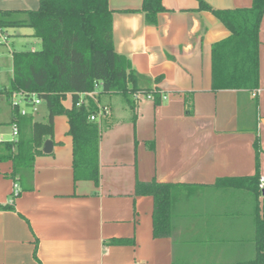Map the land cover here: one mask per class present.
<instances>
[{"label":"crops","instance_id":"crops-1","mask_svg":"<svg viewBox=\"0 0 264 264\" xmlns=\"http://www.w3.org/2000/svg\"><path fill=\"white\" fill-rule=\"evenodd\" d=\"M39 1L0 0V11H34ZM200 1L215 10L253 3L162 0L165 11L151 26L139 11L143 0H109L116 51L132 63L140 92L98 100L108 111L98 116V183L76 178L65 117L54 121L53 152L34 161L31 188L11 176V162H0V205L12 204L15 185L20 190L12 209L0 210V264H237L254 258L264 195L217 184L257 171L264 180V17L259 88L214 90L212 47L230 32L200 10ZM13 51L0 50V79L8 84ZM12 110L0 94V125L11 128ZM5 135L0 130V141ZM138 183L175 186L169 237L154 236V198L137 195Z\"/></svg>","mask_w":264,"mask_h":264},{"label":"trees","instance_id":"trees-1","mask_svg":"<svg viewBox=\"0 0 264 264\" xmlns=\"http://www.w3.org/2000/svg\"><path fill=\"white\" fill-rule=\"evenodd\" d=\"M200 10L211 12L230 32V36L212 47V83L214 90L253 91L260 85V28L264 0H253L249 9L215 10L200 1ZM145 22L157 26L165 11L162 0H143L139 10ZM0 28H30L32 37L41 41L39 50H15L11 55L9 87L1 95L10 103L11 94H35L46 105L48 116H20L16 141H0V162H11V176L25 189L31 188L30 173L36 157L54 136V121L64 116L72 138L73 167L76 178L99 182L98 152L100 123L91 121L100 108L88 99L77 106L79 95L91 92L99 84L98 100L104 95L126 99L140 92L138 77L130 60L118 54L113 35V11L109 0H40L34 11H0ZM143 93L151 95V91ZM71 95V106L64 102ZM20 182V183H19ZM220 187L250 189L261 195L260 174L250 178L218 181ZM175 186L138 183L137 195L154 198L153 230L156 238L170 236V209ZM20 194V193H19ZM18 194V195H19ZM11 205L0 210L12 209ZM256 254L237 264H264V219H256ZM124 243L123 241H113Z\"/></svg>","mask_w":264,"mask_h":264},{"label":"built area","instance_id":"built-area-1","mask_svg":"<svg viewBox=\"0 0 264 264\" xmlns=\"http://www.w3.org/2000/svg\"><path fill=\"white\" fill-rule=\"evenodd\" d=\"M11 42L10 35L7 30L0 28V48L9 47ZM98 89L99 84H96L95 89L91 92L83 93L79 95V102L77 106L83 105L88 99L95 101L98 104ZM3 92V89L0 88V94ZM166 98V97H165ZM42 101L35 95L27 92H15L11 94L10 105L12 109H16L19 111L20 116H35L39 113L40 105ZM100 108V107H99ZM108 111L106 108H100V113L98 116H107ZM98 116H92L90 118L91 121H98ZM99 122V121H98ZM12 128V141H16L19 135V128L17 123L11 124ZM260 189L264 190V180L260 181ZM20 192L18 185H15L14 195H18Z\"/></svg>","mask_w":264,"mask_h":264},{"label":"rangeland","instance_id":"rangeland-1","mask_svg":"<svg viewBox=\"0 0 264 264\" xmlns=\"http://www.w3.org/2000/svg\"><path fill=\"white\" fill-rule=\"evenodd\" d=\"M8 34L10 35V39L12 45V48H15V50H39L41 49V41L33 38L32 36H26V37H19L18 34L20 33H26V34H31L32 33V29L30 28H10L7 30ZM21 38V39H20ZM3 50V48H0V50ZM8 58V57H6ZM0 85L2 86H6L9 87V84L7 83V81L0 79ZM122 100V102H125L124 98H119ZM64 105L66 107H70L71 106V98L70 96L67 97L66 101L64 102ZM6 108L4 109V113L8 112V106H5ZM3 113V114H4ZM48 116V110L45 104H42L39 108V113L35 115V119L36 120H41L44 121ZM58 117H64V116H58ZM56 117V118H58ZM55 118V119H56ZM0 130L4 131L6 133L5 135V141H8L10 139H12V135H11V128L9 127V125L7 124V122L2 123V125H0Z\"/></svg>","mask_w":264,"mask_h":264},{"label":"water","instance_id":"water-1","mask_svg":"<svg viewBox=\"0 0 264 264\" xmlns=\"http://www.w3.org/2000/svg\"><path fill=\"white\" fill-rule=\"evenodd\" d=\"M211 6V5H210ZM53 148H54V144L51 140H47L44 144L43 147V152L45 154H51L53 152ZM263 195H264V190L262 191Z\"/></svg>","mask_w":264,"mask_h":264}]
</instances>
